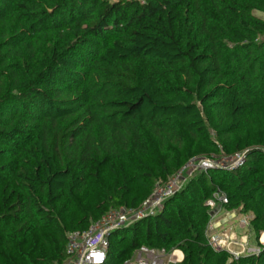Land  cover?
Instances as JSON below:
<instances>
[{
  "label": "trees",
  "instance_id": "obj_1",
  "mask_svg": "<svg viewBox=\"0 0 264 264\" xmlns=\"http://www.w3.org/2000/svg\"><path fill=\"white\" fill-rule=\"evenodd\" d=\"M264 0H0V264H61L68 232L138 208L195 157L156 214L110 235L174 264H264L209 239L216 191L264 233Z\"/></svg>",
  "mask_w": 264,
  "mask_h": 264
},
{
  "label": "built area",
  "instance_id": "obj_2",
  "mask_svg": "<svg viewBox=\"0 0 264 264\" xmlns=\"http://www.w3.org/2000/svg\"><path fill=\"white\" fill-rule=\"evenodd\" d=\"M248 151L244 150L232 155L192 158L169 178L158 181L150 196L138 208L122 206L111 209L92 221L87 229L68 232L66 259L61 264H105L110 247V235L114 231L156 214L165 199L175 194L194 174L215 168L234 170L241 167L246 161ZM261 151L264 155V148ZM227 203V196L219 190L207 200L210 208L208 232L211 245L217 249L228 250L235 258L244 254H260L261 244L264 243L262 237L258 238L257 244L249 242L253 216L237 209H227L225 207ZM233 224L248 232L243 239H240L243 244L241 252L229 248L236 240L234 235L224 237L219 231L225 225ZM183 258L184 253L181 250L167 253L164 249L141 246L124 264H174L181 262Z\"/></svg>",
  "mask_w": 264,
  "mask_h": 264
},
{
  "label": "rangeland",
  "instance_id": "obj_3",
  "mask_svg": "<svg viewBox=\"0 0 264 264\" xmlns=\"http://www.w3.org/2000/svg\"><path fill=\"white\" fill-rule=\"evenodd\" d=\"M253 13L256 16L264 19V13L263 12L258 11V10H255ZM237 210H239V209H237ZM249 214L253 216L252 213H249ZM220 233L223 234L224 237H225V235H230V234L234 235L236 240L233 243H231V245L229 246V248L231 250H236L238 252H241L242 251V249H243L242 245L243 244H242V241L240 239H243L244 238L243 236H245L246 234H248V232L245 229L238 227L236 224H233L231 226H227L226 229L220 231ZM249 242L251 244H257V243H259L258 237L252 231L250 232Z\"/></svg>",
  "mask_w": 264,
  "mask_h": 264
},
{
  "label": "crops",
  "instance_id": "obj_4",
  "mask_svg": "<svg viewBox=\"0 0 264 264\" xmlns=\"http://www.w3.org/2000/svg\"><path fill=\"white\" fill-rule=\"evenodd\" d=\"M227 226H228V225H225L223 228L219 229V231L225 230ZM260 236L262 237V240H263V242H264V233H261ZM260 236H259V237H260ZM259 237H258V238H259Z\"/></svg>",
  "mask_w": 264,
  "mask_h": 264
}]
</instances>
